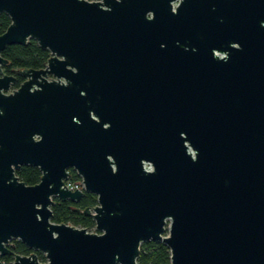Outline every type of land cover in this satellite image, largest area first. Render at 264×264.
<instances>
[{
  "label": "water",
  "instance_id": "obj_1",
  "mask_svg": "<svg viewBox=\"0 0 264 264\" xmlns=\"http://www.w3.org/2000/svg\"><path fill=\"white\" fill-rule=\"evenodd\" d=\"M0 12V256L137 264L156 240L170 264H264V0H0ZM29 38L48 62L2 73L5 47ZM22 165L38 183L19 180ZM69 168L82 189L66 186ZM85 191L96 231L52 221L53 197Z\"/></svg>",
  "mask_w": 264,
  "mask_h": 264
},
{
  "label": "trees",
  "instance_id": "obj_2",
  "mask_svg": "<svg viewBox=\"0 0 264 264\" xmlns=\"http://www.w3.org/2000/svg\"><path fill=\"white\" fill-rule=\"evenodd\" d=\"M10 23V18L5 12H0V34L3 33ZM2 56L8 60V64L2 66L3 73L11 74L17 68L39 69L44 67L50 56L48 49L41 48L33 38H29L25 44H11L2 51ZM23 78L17 75L14 87L22 83ZM67 180L70 182L80 181V176L73 168L68 169ZM15 174L20 181L27 185L38 183L41 171L33 165H22L16 169ZM52 221L56 223H69L74 226L92 229L94 219L90 215L83 213L87 207H93L97 203V196L91 192H84L77 201L60 200L53 197ZM9 247L18 254L29 255L34 252L38 259L45 261L44 255L38 250L28 249L20 240L12 239ZM10 255L0 256L4 264H12ZM137 264H170L169 248L162 242L156 240L145 241L140 244Z\"/></svg>",
  "mask_w": 264,
  "mask_h": 264
},
{
  "label": "built area",
  "instance_id": "obj_3",
  "mask_svg": "<svg viewBox=\"0 0 264 264\" xmlns=\"http://www.w3.org/2000/svg\"><path fill=\"white\" fill-rule=\"evenodd\" d=\"M174 5L176 4V2L173 3ZM144 168L147 169V170H150L151 167H150V164L149 163H144ZM66 186L68 188H70L71 190H74V189H82V182L81 180L80 181H75V182H69V181H66ZM89 231H96L95 227H93L92 229H88Z\"/></svg>",
  "mask_w": 264,
  "mask_h": 264
},
{
  "label": "flooded vegetation",
  "instance_id": "obj_4",
  "mask_svg": "<svg viewBox=\"0 0 264 264\" xmlns=\"http://www.w3.org/2000/svg\"><path fill=\"white\" fill-rule=\"evenodd\" d=\"M175 5H176V4H175ZM175 5H174V6H175ZM2 73H3V71H2ZM68 174H69V172H68ZM66 181H67V180H66ZM9 245H10V242H9ZM9 245H8V247H9ZM9 248H10V247H9ZM4 256H5V255H4Z\"/></svg>",
  "mask_w": 264,
  "mask_h": 264
},
{
  "label": "rangeland",
  "instance_id": "obj_5",
  "mask_svg": "<svg viewBox=\"0 0 264 264\" xmlns=\"http://www.w3.org/2000/svg\"><path fill=\"white\" fill-rule=\"evenodd\" d=\"M68 181V180H67ZM70 182V181H69Z\"/></svg>",
  "mask_w": 264,
  "mask_h": 264
}]
</instances>
